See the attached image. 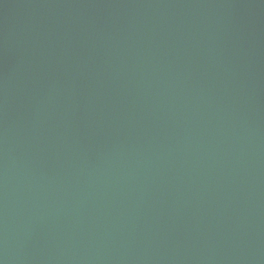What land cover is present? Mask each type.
<instances>
[{
	"label": "water",
	"instance_id": "water-1",
	"mask_svg": "<svg viewBox=\"0 0 264 264\" xmlns=\"http://www.w3.org/2000/svg\"><path fill=\"white\" fill-rule=\"evenodd\" d=\"M0 264H264V0H0Z\"/></svg>",
	"mask_w": 264,
	"mask_h": 264
}]
</instances>
